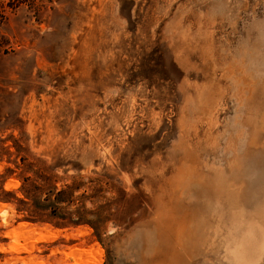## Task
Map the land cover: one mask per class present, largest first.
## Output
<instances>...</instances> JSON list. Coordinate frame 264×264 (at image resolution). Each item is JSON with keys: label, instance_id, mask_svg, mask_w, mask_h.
<instances>
[{"label": "rangeland", "instance_id": "obj_1", "mask_svg": "<svg viewBox=\"0 0 264 264\" xmlns=\"http://www.w3.org/2000/svg\"><path fill=\"white\" fill-rule=\"evenodd\" d=\"M0 2L4 187L78 176L101 233L0 203V264H264V0Z\"/></svg>", "mask_w": 264, "mask_h": 264}, {"label": "trees", "instance_id": "obj_2", "mask_svg": "<svg viewBox=\"0 0 264 264\" xmlns=\"http://www.w3.org/2000/svg\"><path fill=\"white\" fill-rule=\"evenodd\" d=\"M3 2H0L2 4ZM13 146L19 151L20 143L13 137ZM2 140L0 144L2 145ZM25 168L18 174L21 186L17 190H7L4 187L9 173H0V203H10L15 212L21 215L18 221H26L33 224H48L56 229L76 228L88 225L94 229V237L101 241V233L98 232L97 221L88 219L89 211L84 206L71 209L76 203L75 193L85 185L78 176H74L72 182L67 178L55 174V169L50 167V172L35 169V166L22 161ZM11 172L10 169H7ZM12 174V172L10 173ZM84 195V193H82ZM5 239L0 237V242Z\"/></svg>", "mask_w": 264, "mask_h": 264}, {"label": "bare ground", "instance_id": "obj_3", "mask_svg": "<svg viewBox=\"0 0 264 264\" xmlns=\"http://www.w3.org/2000/svg\"><path fill=\"white\" fill-rule=\"evenodd\" d=\"M2 208V207H1ZM4 209V208H3ZM3 209H1V210H3ZM262 213L264 214V210H261V215H262ZM264 217V216H263ZM29 230H32V229H29ZM22 231V230H21ZM25 232V231H24ZM23 232V233H24ZM36 232H37V230H36ZM23 233H21L22 235H23ZM27 233V232H26ZM43 236H41V238H42ZM49 238V237H48ZM247 238V237H246ZM37 240V239H36ZM40 240V239H39Z\"/></svg>", "mask_w": 264, "mask_h": 264}]
</instances>
